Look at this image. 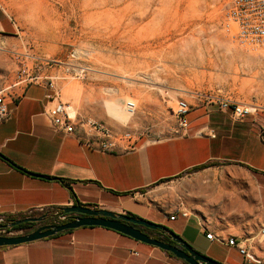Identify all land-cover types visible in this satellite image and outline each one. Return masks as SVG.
I'll return each instance as SVG.
<instances>
[{"label":"crops","instance_id":"obj_1","mask_svg":"<svg viewBox=\"0 0 264 264\" xmlns=\"http://www.w3.org/2000/svg\"><path fill=\"white\" fill-rule=\"evenodd\" d=\"M16 31L0 3V42ZM51 94L47 86L24 83L6 98L11 116L0 123V216L17 219L29 209L79 203L166 225L222 264H254L219 243L224 253L213 252L204 231L253 236L264 217V140L257 117L233 122L215 106L200 105L188 113L183 135L139 138L131 149L98 152L54 126L44 111ZM253 243L264 260V239ZM0 264L184 263L114 229L81 226L1 246Z\"/></svg>","mask_w":264,"mask_h":264},{"label":"rangeland","instance_id":"obj_2","mask_svg":"<svg viewBox=\"0 0 264 264\" xmlns=\"http://www.w3.org/2000/svg\"><path fill=\"white\" fill-rule=\"evenodd\" d=\"M0 3L17 27L15 35L0 42V89L16 82L19 75L27 78L20 72L21 64L31 72L35 62L26 55L66 61L77 49L88 52V71L82 79L57 80L60 99L82 116L119 133L129 132L134 140L175 136L176 100L191 103L192 111L203 105L195 92L215 91L264 106V51L240 45L224 26L229 0ZM65 86H74V94L64 93ZM107 89L118 91L111 96ZM144 95L149 97L147 105ZM111 97L121 105L126 100L136 102L133 122L122 124L108 116L105 100ZM217 244L211 250L224 253Z\"/></svg>","mask_w":264,"mask_h":264},{"label":"built area","instance_id":"obj_3","mask_svg":"<svg viewBox=\"0 0 264 264\" xmlns=\"http://www.w3.org/2000/svg\"><path fill=\"white\" fill-rule=\"evenodd\" d=\"M224 26L232 31L237 42L250 49L257 48L264 51V0H229L225 14ZM88 52L85 50H73L68 55V60L61 61L54 58H41L35 55H26L35 64L32 71L29 67L21 64V73H26L27 78L18 76V80L11 85L0 89V123L6 121L11 116V111L7 107V96L12 94V88L19 83L26 81L30 84H42L52 89V94L48 95L49 105L45 112L51 118L54 126L65 132L76 136L79 143L85 144L98 152H117L119 150L131 149L136 140L131 134L119 133L103 122L92 117L82 116L74 107L60 99L59 90L55 82L66 77L82 79L88 67L85 62ZM54 67H62L61 71H53ZM52 68V70H49ZM196 99L203 105H213L219 111L227 113L233 122H241L247 116L259 118L257 133L264 140V106L255 103L242 102L233 98L223 97L215 91L195 92ZM191 103L179 98L172 109L176 118L175 136L183 135L189 126L188 113ZM125 109L132 113L135 104L132 101L125 103ZM48 214L50 223H61L69 220L71 214L64 213L61 209H51L46 211L43 207L29 209L26 216ZM185 216V213H181ZM175 213L170 214L169 218L174 219ZM5 216H0V235L18 234V228L10 225ZM205 237L227 247L235 248L247 263L263 264V257L254 250V241L264 239V217L257 227L253 236H229L216 234L211 231H204Z\"/></svg>","mask_w":264,"mask_h":264},{"label":"water","instance_id":"obj_4","mask_svg":"<svg viewBox=\"0 0 264 264\" xmlns=\"http://www.w3.org/2000/svg\"><path fill=\"white\" fill-rule=\"evenodd\" d=\"M41 176L42 175H37ZM62 212L71 214L69 220L61 223H50L48 214L24 216L10 222L11 226L28 223L33 229L21 234L0 235V247L17 245L45 238L61 231L81 226H103L128 235L140 242L156 246L186 264H222L191 247L185 240L168 230L163 224L150 221L131 214L120 213L104 208H90L79 203L60 208ZM144 229L158 231L169 240L149 235Z\"/></svg>","mask_w":264,"mask_h":264},{"label":"bare ground","instance_id":"obj_5","mask_svg":"<svg viewBox=\"0 0 264 264\" xmlns=\"http://www.w3.org/2000/svg\"><path fill=\"white\" fill-rule=\"evenodd\" d=\"M122 77H124L123 74H122ZM75 89L76 88L74 86H71V87H68V88L66 87L65 91L64 90L63 91H64V93H67V94L71 95V94H74ZM108 91H109V94L111 96H114V95H116L118 90L116 91L115 89H111V90H108ZM70 95H68V96H70ZM127 101H132L135 104V109H134V111L132 113H129L125 109V103ZM148 101H149V97L147 95H144L143 96V104L147 105ZM105 105H106L107 114L110 117L114 118L115 120H117V121H119L121 123L132 122L136 118V117L134 118V113L136 111V102L133 101V100H126L124 102V104L121 105L119 100H118V98L111 97L110 99L105 100Z\"/></svg>","mask_w":264,"mask_h":264},{"label":"trees","instance_id":"obj_6","mask_svg":"<svg viewBox=\"0 0 264 264\" xmlns=\"http://www.w3.org/2000/svg\"><path fill=\"white\" fill-rule=\"evenodd\" d=\"M203 166H205V165H203ZM60 209V208H59ZM42 214H44V213H42ZM6 219H7V221L9 220V221H13L14 219L12 218V217H6ZM28 223H21V224H18V225H16V226H14V228H23V229H26V228H28V225H27ZM145 230H148V229H144V231ZM150 231V230H149ZM151 231H153V230H151ZM146 232V231H145ZM149 235H151L149 232H147ZM154 237V236H153ZM159 239H161V238H159ZM169 255H171V256H173L171 253H169V252H167ZM181 261V260H180ZM181 262H183V261H181ZM184 264H186L185 262H183Z\"/></svg>","mask_w":264,"mask_h":264},{"label":"flooded vegetation","instance_id":"obj_7","mask_svg":"<svg viewBox=\"0 0 264 264\" xmlns=\"http://www.w3.org/2000/svg\"><path fill=\"white\" fill-rule=\"evenodd\" d=\"M31 216H34V215H31ZM27 225H28V227H29V226L32 225V224H27ZM145 231H146V232H149V230H145ZM153 233H154L155 237H157V238H161V239H163V240H169V238H168L166 235L161 234V233L158 232V231H154Z\"/></svg>","mask_w":264,"mask_h":264}]
</instances>
